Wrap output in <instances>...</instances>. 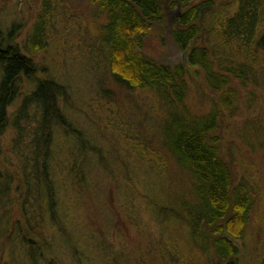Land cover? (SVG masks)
Segmentation results:
<instances>
[{
	"label": "rangeland",
	"instance_id": "374dc122",
	"mask_svg": "<svg viewBox=\"0 0 264 264\" xmlns=\"http://www.w3.org/2000/svg\"><path fill=\"white\" fill-rule=\"evenodd\" d=\"M161 1L163 20L148 30L140 52L159 65H184L188 89L182 107L189 116L219 113L216 134L222 155L234 184L244 181L253 204L241 238L232 240L236 260L264 264V66L254 63L259 72L249 71V80L241 83L221 70L228 60L240 63L237 54L225 57L229 50H220L210 60L212 75L229 79L238 93L229 117L220 105L225 89L210 90L204 71L189 67L186 53L171 38L178 17L172 16L179 12L180 17L188 7ZM200 3L205 4L201 17L207 26L237 7V0H196L191 5ZM41 5V0H0V32L36 66L35 77L23 78L20 90L30 91L37 80L65 87L60 107L68 124L55 128L52 120L49 149L39 139L42 178L39 192L27 195L29 202L24 196L32 188L15 143L20 138L29 145L27 137L14 131L12 120L0 136V264L219 263L212 247L210 255L201 254L189 239L184 216L163 218L165 210L158 214L161 206L155 199L184 193L185 179L158 146L156 126L165 114L157 94L129 89L110 75L103 43L108 13L90 0H54L43 20L42 46L36 49L28 41ZM208 12L212 18L207 21ZM263 34L264 14L258 35ZM257 57L262 63L264 51ZM21 100L19 95L9 112Z\"/></svg>",
	"mask_w": 264,
	"mask_h": 264
},
{
	"label": "trees",
	"instance_id": "16d2710c",
	"mask_svg": "<svg viewBox=\"0 0 264 264\" xmlns=\"http://www.w3.org/2000/svg\"><path fill=\"white\" fill-rule=\"evenodd\" d=\"M90 1L98 4L101 11L108 13V20L103 26V43L108 46L107 65L110 75L129 89L154 91L162 104L165 116L156 126V132L161 137L158 139V146L170 157L179 172H182L185 187L184 193H176L174 197L160 195L156 198L161 206L158 214L162 215V210H165L163 218L169 219V215H172L173 218L180 219L184 216V223L190 230L189 239L198 251L201 250V254L210 255L212 247L219 260L217 264H238V248L233 245L232 240L241 238L253 204L244 188V181L238 180L234 184L231 169L222 155L219 135L216 134L220 115L216 111L201 118L189 116L182 107L188 89L184 65H159L140 52L142 40L148 30L163 20L162 1ZM169 1L172 2V7L189 9L177 17L176 24L170 29L173 42L180 51L186 53L189 67H199L204 71L210 90L215 89V86L225 89L220 105L230 117L231 113H235L238 93L229 84V79L212 75L213 64L210 60H214L216 52L220 50H229L225 57L237 54L243 60L237 64L234 63L235 60H228L221 70L241 83L249 80V71L259 72L254 71L253 66L257 62L264 66V61L260 63L261 59L257 57L259 50L264 51V34L258 35L264 5L260 0H237L233 13L225 12L222 19L217 20L213 26H207L202 21L203 16L201 17L205 4L191 5L196 0ZM41 3L28 41L30 46L36 45V49L42 46L43 20L49 15L54 0H41ZM210 8L214 9L212 6ZM211 18L210 12L204 16L207 21ZM203 34L208 36L201 42ZM213 34H217L218 39ZM0 68V136L12 120L14 131L19 136L27 137L29 145L20 138L15 143L18 145L16 152L23 159L25 179L32 188L27 189L24 196L29 202L27 195L39 192L42 178V174L38 172V161L43 150L39 147V139L42 138L44 147L49 149L52 120L57 124L55 128L66 127L68 124L60 107V99L67 96V91L63 85L53 80H37L30 91L20 90L21 82L24 81L22 79L29 81L35 77L37 69L31 57L22 53L2 32ZM19 95L22 98L19 106L9 112ZM40 167L45 168L43 162ZM3 185L0 184V189ZM53 208L58 209L56 203ZM199 225H202L201 230Z\"/></svg>",
	"mask_w": 264,
	"mask_h": 264
},
{
	"label": "water",
	"instance_id": "95a60500",
	"mask_svg": "<svg viewBox=\"0 0 264 264\" xmlns=\"http://www.w3.org/2000/svg\"><path fill=\"white\" fill-rule=\"evenodd\" d=\"M175 16H179V12H177L176 14H174L172 17H175Z\"/></svg>",
	"mask_w": 264,
	"mask_h": 264
},
{
	"label": "bare ground",
	"instance_id": "6f19581e",
	"mask_svg": "<svg viewBox=\"0 0 264 264\" xmlns=\"http://www.w3.org/2000/svg\"><path fill=\"white\" fill-rule=\"evenodd\" d=\"M3 184H4V182H3Z\"/></svg>",
	"mask_w": 264,
	"mask_h": 264
}]
</instances>
